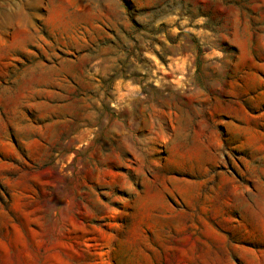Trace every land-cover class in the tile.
Returning a JSON list of instances; mask_svg holds the SVG:
<instances>
[{
	"label": "rangeland",
	"instance_id": "374dc122",
	"mask_svg": "<svg viewBox=\"0 0 264 264\" xmlns=\"http://www.w3.org/2000/svg\"><path fill=\"white\" fill-rule=\"evenodd\" d=\"M0 264H264V0H0Z\"/></svg>",
	"mask_w": 264,
	"mask_h": 264
}]
</instances>
